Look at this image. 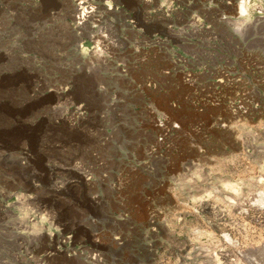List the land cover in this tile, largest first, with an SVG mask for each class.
<instances>
[{"label": "rangeland", "instance_id": "374dc122", "mask_svg": "<svg viewBox=\"0 0 264 264\" xmlns=\"http://www.w3.org/2000/svg\"><path fill=\"white\" fill-rule=\"evenodd\" d=\"M239 3L0 0V264H264V28Z\"/></svg>", "mask_w": 264, "mask_h": 264}, {"label": "bare ground", "instance_id": "6f19581e", "mask_svg": "<svg viewBox=\"0 0 264 264\" xmlns=\"http://www.w3.org/2000/svg\"><path fill=\"white\" fill-rule=\"evenodd\" d=\"M240 1V3L238 4V8L236 9V10H238V13H239V15H240V20L242 21H240L241 23H238V24H235V23H233V24H231L232 26L234 25H236V26H238V28L236 29L238 32H239V30H240V28H241V30H242V26L247 22V20L245 19V17H248V16H250V17H252L253 15H254V13H257L258 14V16H260V17H257V18H259L258 20H262V25H263V28H264V3H261V5H259V6H257V9H255L256 7L255 6H252V2H256L257 0H239ZM72 4V3H71ZM82 3H79L78 5H75L74 3L71 5V8L73 9V11L75 10V12H77L78 13V15L76 16V19H77V21H82L83 20V18L86 16V10H85V8H80L79 9V5H81ZM108 4H109V10L111 9V3L110 2H108ZM257 10L258 11V9H260V11L259 12H256L255 10ZM256 16V15H255ZM241 17H244V19H241ZM244 20V21H243ZM258 20H255V21H258ZM237 21V20H236ZM238 21H239V19H238ZM254 23V22H253ZM261 23H259V24H261ZM258 24V25H259ZM229 25V24H228ZM247 25V24H246ZM230 26V25H229ZM255 26V25H254ZM243 27H245V26H243ZM240 30V31H241ZM82 50H83V52H84V50H85V48H82ZM1 152V151H0ZM231 186V185H230ZM228 187H229V185H228ZM235 190V189H234ZM262 194H264V193H262ZM261 196V195H260ZM260 198H262V197H260ZM263 199V198H262ZM261 199V200H262ZM259 201V200H258ZM263 201V200H262ZM261 201V202H262Z\"/></svg>", "mask_w": 264, "mask_h": 264}]
</instances>
